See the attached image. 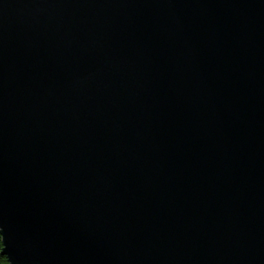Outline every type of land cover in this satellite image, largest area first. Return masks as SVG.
Returning a JSON list of instances; mask_svg holds the SVG:
<instances>
[{
	"label": "water",
	"instance_id": "obj_1",
	"mask_svg": "<svg viewBox=\"0 0 264 264\" xmlns=\"http://www.w3.org/2000/svg\"><path fill=\"white\" fill-rule=\"evenodd\" d=\"M8 264H264V0H0Z\"/></svg>",
	"mask_w": 264,
	"mask_h": 264
},
{
	"label": "trees",
	"instance_id": "obj_2",
	"mask_svg": "<svg viewBox=\"0 0 264 264\" xmlns=\"http://www.w3.org/2000/svg\"><path fill=\"white\" fill-rule=\"evenodd\" d=\"M1 249H2V242L0 237V264H8L6 258L3 255H1Z\"/></svg>",
	"mask_w": 264,
	"mask_h": 264
}]
</instances>
